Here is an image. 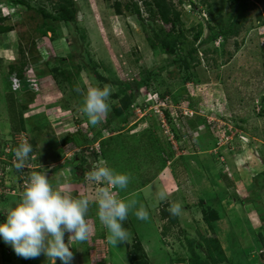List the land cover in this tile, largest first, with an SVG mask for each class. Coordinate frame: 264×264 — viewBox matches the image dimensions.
Returning <instances> with one entry per match:
<instances>
[{"label":"rangeland","instance_id":"1","mask_svg":"<svg viewBox=\"0 0 264 264\" xmlns=\"http://www.w3.org/2000/svg\"><path fill=\"white\" fill-rule=\"evenodd\" d=\"M23 1L33 9L43 6L53 13L49 1L55 0ZM75 1L77 21L67 25L48 21L54 33L43 35L39 32L44 22L40 15L23 4L0 0V17H8L7 24L12 26L11 31L0 33V223L5 221L3 207L18 201L23 190L17 180L46 170L54 188L93 201L86 216L92 226L88 239L83 243L69 241L72 264H188L195 257V264H263L264 219L258 218L255 206L258 213L264 211V23L256 19L260 13L264 20V0H249L256 6L247 11L240 35L225 41L217 38L200 47V64L187 71L174 64L178 55L153 52L146 42L150 27L128 12L117 15L114 0ZM170 1L187 31L184 49L195 47L211 33L206 26L205 5L201 0ZM228 11L226 7L223 15ZM198 25L202 34L193 42L191 28ZM20 50L26 60L24 78L33 88L28 96L19 93L24 87L8 70L20 62ZM205 50L209 51L206 55ZM55 57L70 60L61 63L53 61ZM155 69L159 74H152L149 84L137 90L134 82L143 79L141 71ZM57 70L70 82H62L60 76L53 78ZM7 81L19 100L16 106L26 108L22 113L27 129L15 141L10 140L11 91ZM35 81L37 89L32 86ZM96 82L111 85L113 91L108 117L93 127L80 111L82 98L77 88ZM176 94L179 99L174 102ZM129 101L127 120H111ZM161 107L170 108L172 123L167 126L166 117H160ZM197 117L205 122L181 137L183 130L187 131L181 127V118L191 121ZM78 128L88 144L56 156L54 146L59 147L61 137ZM21 140L33 144V153L25 169L18 171L14 150ZM102 141L106 142L103 152L99 147ZM227 142L232 145L229 149ZM76 155L78 169L74 170L69 161ZM230 155H235V162ZM101 158L109 167L130 175L126 190H112L125 202H137L123 222L129 239L115 246L108 242L107 229L96 214L97 185L85 176ZM117 162L125 167L123 172ZM224 176L231 185L225 184ZM160 193L165 200L159 198ZM248 200L251 204L244 208ZM173 203L180 204L181 212L174 215L171 229L165 230L167 220L160 218L161 211H168ZM141 205L148 212L147 220L134 214ZM238 215H245L248 221L239 225ZM64 239L67 243L68 234ZM206 239L220 246H212L209 257L197 246H205ZM34 263L52 264L44 255L27 260L18 257L0 238V264Z\"/></svg>","mask_w":264,"mask_h":264},{"label":"clouds","instance_id":"2","mask_svg":"<svg viewBox=\"0 0 264 264\" xmlns=\"http://www.w3.org/2000/svg\"><path fill=\"white\" fill-rule=\"evenodd\" d=\"M77 91L82 98L81 113L91 126H98L111 111L112 86H101L96 82L89 83L85 89L77 88ZM230 147V144L226 145L227 149ZM32 153V145L27 140L14 150L18 171L25 169ZM85 176L89 182L97 185L94 196L96 214L107 229L108 242L114 246L118 242H126L130 233L123 227V222L137 202H125L112 189L126 190L130 175L109 167L108 162L101 158ZM159 198L166 199L163 193L159 194ZM92 202L87 196L74 197L70 192L54 188L46 170L33 171L23 181L19 200L3 207L5 221L0 223V238L23 259H36L44 255L52 264H56L57 260L60 264H72L74 256L69 241L83 243L88 239L92 226L86 216ZM168 211L178 215L181 206L173 203ZM134 214L140 220L149 218L143 205ZM65 234H68L67 243Z\"/></svg>","mask_w":264,"mask_h":264},{"label":"trees","instance_id":"3","mask_svg":"<svg viewBox=\"0 0 264 264\" xmlns=\"http://www.w3.org/2000/svg\"><path fill=\"white\" fill-rule=\"evenodd\" d=\"M6 1H9L13 5L23 4L26 10H33L35 13L40 15L44 22L42 23L39 32L42 33L43 35H45L47 32L54 33V28L47 23L48 21L61 23L63 25H67L69 23H75L77 21L78 7L75 0H55V2L49 1L50 4H52L51 6L53 13L46 11V9L43 6H40L37 9H33L27 2L25 3L23 0H6ZM201 2L202 4L205 5L204 10L206 11V14L208 16V19L206 21L207 22L206 26L211 33L207 36L206 39L199 41V43L195 47L190 46L187 49H184V46L187 45V36H186L187 31L183 28V25L179 20L180 17L179 12L176 11V8L173 6L170 0H114L112 5L114 12L117 15H122L124 12H128L129 14L134 15L136 18H138L140 22L142 23L145 22L146 25L150 27L149 29L150 36L146 38L147 40L146 42L148 43L149 48L153 52L160 51L161 53H164L167 56L178 55L179 57L175 59V61H173L174 64L178 65L177 67L179 68V70L183 69L187 71L188 69L198 66L200 64V60L198 58V52L200 47L204 46L207 43L214 42L217 38H221L224 41L228 40V38L236 39L237 36L240 35L239 33L242 23L247 21V11L250 10V8L256 6V3L254 2L250 3L249 0H201ZM139 3L147 15L146 19H143L142 17V10ZM226 7L229 8V11L225 13L226 15H223V11L225 10ZM256 19L260 21L261 24L264 23V20L260 15V13L256 15ZM0 21L3 22V24L0 25V33H6L12 30V26L7 24V22H9L8 17H0ZM247 29H251V26L248 27ZM191 32H192L191 35L193 42H197L202 34V26L198 25L197 28L195 27L191 28ZM81 37L82 38L84 37L83 34ZM234 44L237 43L234 42ZM208 52H209L208 50L203 51L205 55ZM20 53L22 54L20 62H18L16 65H10L8 70L10 72L9 74L13 72L16 75L17 79L20 80V84L22 85V87H24V91H19V93L28 96L33 93L32 92L33 89L29 87L30 82L24 78L26 74V71L24 70L26 66V60L21 50ZM65 60L69 61L70 59L69 57L66 58L55 57L53 61L63 63ZM141 72L143 75V79L134 82V86L137 90L140 87L149 84V81L152 79V74L153 75L159 74L156 73V69L150 71L142 70ZM57 76L61 77L62 82L63 81L70 82L68 76L65 75L62 71L58 72L57 70L53 72V78H56ZM187 78L189 79L190 77ZM7 84L8 86L6 87H8L9 90L11 91L8 97V108H9L8 117L11 126L10 140L15 141V137H18L20 135L19 133L22 132V130L26 131L27 129L24 125L25 117L24 114L22 113L23 111H25L26 108L23 107V109L21 110L19 109V107L16 106V102H18L19 100H17L18 98L13 94L14 92L12 91L11 82L9 83V81H7ZM177 95L178 94H176L173 97L174 102H177L179 99ZM261 99H262V104L264 106V96ZM130 102L132 101H129L124 105L123 107L124 111L122 113L113 114L111 120H116L120 123L125 122L129 115L128 110L131 106ZM18 109L20 110V112L18 111ZM162 109L164 113V118L166 117L165 120L166 125L169 122L172 123V120L169 118L171 115L168 114L169 109H164V108ZM262 114H264V107L262 108ZM187 120L185 121L184 118H181V123H182L181 127L183 128L185 127L188 131L187 133L186 130H183V132L181 133V137L183 138L186 134H189L190 129L192 130L196 129L199 123L203 124L205 122L200 117H197L196 120L195 119L191 121H187ZM82 131L83 130L78 128L77 130L73 132H69L66 135L62 136L59 141L60 148L54 146L56 150V156H60L61 153H64L66 150H70L73 147L81 148L85 144H88L86 140H83ZM176 133L180 134L179 131H176ZM77 137L80 139L79 143H77ZM105 143H106L105 141L100 142L99 147L102 150V152ZM16 144L18 147L20 142ZM51 149L53 148H50V150ZM102 155L104 154L102 153ZM78 157L79 156L76 155L71 159V161H69L70 166L74 170L78 169L77 168ZM117 167L121 169V170L119 169L117 170L122 172L125 168V167L124 168L120 167L119 162H117ZM14 171L15 170H13L12 172L14 173ZM138 176L141 177L140 174H138ZM79 178H81V176L75 177V180H78ZM223 180L225 184L229 186L228 179L226 176L223 177ZM17 181L18 183H21V178L18 179ZM160 218L167 220L168 227H166L165 223H164L165 225L163 224L165 230L171 229L172 227L171 225L175 223L174 215L170 214L169 211H165L164 209H162L161 211ZM204 219L207 222H210V219L206 217V215ZM162 231L163 229L161 230V234L164 235L165 233ZM216 243L217 241H213L212 239H206L205 246L201 245V243H198L197 246L200 250L205 251V255L209 257L210 256L209 252L212 250V246H214ZM217 244L219 246V243ZM214 248L218 249V247L216 246H214ZM195 258L190 259L188 261V264H195L194 262ZM34 264H39V263H34Z\"/></svg>","mask_w":264,"mask_h":264},{"label":"crops","instance_id":"4","mask_svg":"<svg viewBox=\"0 0 264 264\" xmlns=\"http://www.w3.org/2000/svg\"><path fill=\"white\" fill-rule=\"evenodd\" d=\"M230 160H232L233 162H235V155L234 156H232V155H230V157H228ZM228 179V178H227ZM230 179H228V183L231 185V182L229 181ZM169 199V198H168ZM170 200V199H169ZM249 202H245V204H243V207L245 208V207H248V205H250L251 203H250V200H248ZM255 206V205H254ZM255 210L257 211V214H259L258 215V218H261V219H264V211H261V212H259L258 213V211H260L259 210V208H258V205H256L255 206ZM235 218H234V220H236V216H234ZM237 220L239 221L238 222V224L239 225H241V224H244L245 223V221H248L247 220V217L245 216V215H238V217H237ZM251 220H255V219H253V218H251ZM250 223V222H249ZM251 227V226H250ZM238 228V227H237ZM235 230H236V228H235ZM247 231H248V234L250 233V231L247 229ZM252 233H255V232H253L252 231ZM252 237H250V239H251ZM250 242H251V240H250ZM253 255H256V254H253ZM262 256H259V258L260 259H262L261 258Z\"/></svg>","mask_w":264,"mask_h":264},{"label":"built area","instance_id":"5","mask_svg":"<svg viewBox=\"0 0 264 264\" xmlns=\"http://www.w3.org/2000/svg\"><path fill=\"white\" fill-rule=\"evenodd\" d=\"M15 80H16V83L18 84V85H20V86H22L21 84H20V80L19 79H17V77L16 78H14ZM32 83V82H31ZM32 86L35 88V89H37V84H36V81L34 82V83H32ZM29 87H31L30 85H29ZM33 89V88H32ZM162 108V107H161ZM164 109H167V107H164ZM169 110H170V108H168ZM163 113V112H162ZM161 113V115H160V117L161 118H163V116H164V113L162 114ZM165 121V120H164ZM165 125H166V122H165ZM167 126V125H166ZM169 132V131H168ZM167 135H170V132H169V134H167ZM171 136V135H170ZM170 138H172V137H170ZM231 142H227V143H225L226 145H228V144H230ZM232 146V145H231ZM20 184H23V181H22V179H21V183Z\"/></svg>","mask_w":264,"mask_h":264}]
</instances>
